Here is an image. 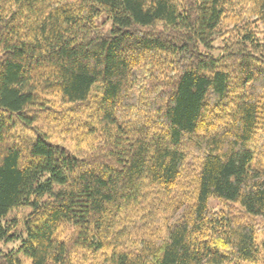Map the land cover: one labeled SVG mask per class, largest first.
<instances>
[{"label":"trees","instance_id":"1","mask_svg":"<svg viewBox=\"0 0 264 264\" xmlns=\"http://www.w3.org/2000/svg\"><path fill=\"white\" fill-rule=\"evenodd\" d=\"M0 264H264V0H0Z\"/></svg>","mask_w":264,"mask_h":264},{"label":"rangeland","instance_id":"2","mask_svg":"<svg viewBox=\"0 0 264 264\" xmlns=\"http://www.w3.org/2000/svg\"><path fill=\"white\" fill-rule=\"evenodd\" d=\"M110 25H111V23H110V22H107V23L103 26V30H104V31H108L109 28H110Z\"/></svg>","mask_w":264,"mask_h":264}]
</instances>
